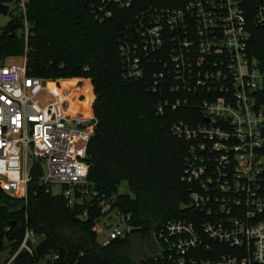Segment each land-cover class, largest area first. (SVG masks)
<instances>
[{"label": "built area", "instance_id": "2783aa9c", "mask_svg": "<svg viewBox=\"0 0 264 264\" xmlns=\"http://www.w3.org/2000/svg\"><path fill=\"white\" fill-rule=\"evenodd\" d=\"M20 6L25 11L23 0ZM250 7L255 25L264 27V0L92 4L100 22L132 10L119 38L122 77L146 80L157 114L187 112L172 121L171 131L189 142L182 174L190 191L183 205L188 216L163 224L156 234L160 255L144 264H264V68L249 54ZM26 62L24 56L22 63L0 66V186L27 198L31 176L23 174L24 155L26 168L41 160L39 183H59L70 205L82 203L97 194L88 179L94 117L71 113V93L55 79L29 75ZM100 207L98 224L102 219L107 233L102 244L132 234L130 214L114 196L102 194ZM39 241L27 228L1 264H14L20 251L32 253Z\"/></svg>", "mask_w": 264, "mask_h": 264}, {"label": "trees", "instance_id": "16d2710c", "mask_svg": "<svg viewBox=\"0 0 264 264\" xmlns=\"http://www.w3.org/2000/svg\"><path fill=\"white\" fill-rule=\"evenodd\" d=\"M21 1L0 0L21 9L0 33V66L9 57L26 56L29 75L57 80L71 92L74 112L97 119L88 145V179L97 194L70 205L37 177L29 181L27 198L0 186V253L9 248L13 254L29 228L40 241L32 253L20 251L14 264H38L53 255L52 264H133L130 234L107 245L98 240L101 195L114 196L115 205L130 214L132 233L144 238L153 239L169 220L187 217L183 205L190 191L182 174L189 142L171 131L172 121L187 112L157 114L156 94L146 80L122 77L119 38L132 10L100 22L92 8L96 0H23L25 11ZM253 13L250 7L249 54L264 68V27L255 25ZM25 21L27 36L17 32ZM122 181L129 193L119 192Z\"/></svg>", "mask_w": 264, "mask_h": 264}, {"label": "rangeland", "instance_id": "374dc122", "mask_svg": "<svg viewBox=\"0 0 264 264\" xmlns=\"http://www.w3.org/2000/svg\"><path fill=\"white\" fill-rule=\"evenodd\" d=\"M13 12L16 14H19V13H21V9L19 7H17L15 4H10V10H9L7 15L0 13V33L2 32V28L10 23V21L12 19L11 13H13ZM29 31H30V27H29L28 22H26V21L24 23V26L17 30V32L20 35H25V36H27ZM23 58H24V56L9 57L6 59L4 64H9V63H18L19 64V63L23 62ZM47 96L50 97L51 95L48 93ZM70 112L75 113L71 108H70ZM89 116H91V114H89L88 116H85V117L89 118ZM90 123L95 124L96 122L94 121V119H90ZM32 160H33V158L29 157L28 162L32 163ZM22 162H23V174L25 175L27 171L29 173L30 166H28L26 168L24 155L22 156ZM44 166L46 167V163H44ZM50 187H51L52 193L54 195H58L59 193H61L62 187L59 183H53L50 185ZM129 191L130 190H129L128 182L122 181L120 186H119V192L120 193H129ZM102 223L103 222L101 219L100 223L96 226L97 231H98V240L100 242H104L107 239V233L105 230H103V228L101 226ZM8 256H9V248H7L6 250H4L3 252L0 253V264L3 263L5 261V259H7L6 257H8Z\"/></svg>", "mask_w": 264, "mask_h": 264}, {"label": "water", "instance_id": "95a60500", "mask_svg": "<svg viewBox=\"0 0 264 264\" xmlns=\"http://www.w3.org/2000/svg\"><path fill=\"white\" fill-rule=\"evenodd\" d=\"M9 10L10 5L0 2V13L7 15ZM94 121L96 122L97 119L94 118ZM29 175L31 177L38 178L44 176V169L40 159H36L33 161L29 170ZM129 241L131 244L129 253L131 255L133 264H143L145 259L157 258L160 255V252L158 250L154 252L148 245H146V243L144 242V236L141 233L130 234Z\"/></svg>", "mask_w": 264, "mask_h": 264}, {"label": "flooded vegetation", "instance_id": "af4514ba", "mask_svg": "<svg viewBox=\"0 0 264 264\" xmlns=\"http://www.w3.org/2000/svg\"><path fill=\"white\" fill-rule=\"evenodd\" d=\"M144 242L146 243V245H148L152 251H156L158 250L160 252V241L159 239L156 237V235L153 236V239L150 238H144ZM149 259V258H148ZM151 259V258H150ZM147 260V259H146Z\"/></svg>", "mask_w": 264, "mask_h": 264}, {"label": "bare ground", "instance_id": "6f19581e", "mask_svg": "<svg viewBox=\"0 0 264 264\" xmlns=\"http://www.w3.org/2000/svg\"><path fill=\"white\" fill-rule=\"evenodd\" d=\"M71 93V92H70Z\"/></svg>", "mask_w": 264, "mask_h": 264}]
</instances>
